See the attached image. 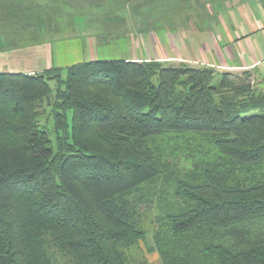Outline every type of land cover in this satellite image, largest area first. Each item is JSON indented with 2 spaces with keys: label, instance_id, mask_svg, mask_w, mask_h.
<instances>
[{
  "label": "trees",
  "instance_id": "obj_1",
  "mask_svg": "<svg viewBox=\"0 0 264 264\" xmlns=\"http://www.w3.org/2000/svg\"><path fill=\"white\" fill-rule=\"evenodd\" d=\"M262 225L264 90L249 72H0V264H264Z\"/></svg>",
  "mask_w": 264,
  "mask_h": 264
},
{
  "label": "crops",
  "instance_id": "obj_2",
  "mask_svg": "<svg viewBox=\"0 0 264 264\" xmlns=\"http://www.w3.org/2000/svg\"><path fill=\"white\" fill-rule=\"evenodd\" d=\"M175 1L167 0L165 5L159 3L162 12L153 16L149 15V11L146 15L143 11L150 0H0V72L33 74L53 68L52 47L44 35L57 36L54 42L62 47V55L75 53L81 45L77 39L80 36L86 38L87 34V31L84 33L79 29L81 23L77 14L82 11L83 5L89 3L98 9L107 2L95 18L103 32L112 33L119 29L116 28L117 23L122 29L126 27L122 17H116L111 9L116 3L124 6L121 9L129 10L131 18L128 23L133 20L134 23L156 22L161 30L158 35H144L138 45L137 40L131 41L136 50L124 60L174 64L182 60L190 66L188 62L197 63L192 67L213 68L218 73L249 72L253 87L264 89V0H206V31L202 34H197L195 28H189L190 34H181L179 29L174 32V26L184 21L178 0ZM195 10L192 9L193 12ZM137 31L141 34L140 29ZM196 35L201 37L195 38ZM94 40H99V37L92 35L89 41ZM204 40L206 42H202ZM3 45L5 48H2ZM146 257L149 263L159 262L155 253Z\"/></svg>",
  "mask_w": 264,
  "mask_h": 264
},
{
  "label": "rangeland",
  "instance_id": "obj_3",
  "mask_svg": "<svg viewBox=\"0 0 264 264\" xmlns=\"http://www.w3.org/2000/svg\"><path fill=\"white\" fill-rule=\"evenodd\" d=\"M173 2H176V1L173 0ZM108 3L112 4V2L110 1H108ZM159 3H162L165 5L167 3V0H157V3H156V0H150V3L148 4V6H145L143 8L145 15H146V12L149 11L150 12L149 15L158 16L162 12V9L159 6ZM103 4H104L103 7L107 6V2ZM87 5H83L82 11H80V13L77 14L76 16L78 18V21L81 23V26L79 29L83 30V32L87 31V34H86V38L85 36H80L77 39L79 40V43L81 45L80 47H77V51H75V53L72 52L70 55H67V54L62 55L60 53V51L63 50L62 47H59L60 44L56 45V43L54 42L57 36L48 37L44 35L47 42H50L49 44L50 48L52 47V51H53L52 61H53V66H54L53 68H57L58 66H64L66 64L76 65L81 62H88V60L89 62L90 61H104V60H120L126 56H129L130 52L136 50L134 48V44L131 45V41L134 42V40H137L136 45H138V43L142 41L141 37H143L144 35H147V36H150L151 34L158 35L161 32V30L157 28L158 26L156 25V22H148V23L136 22L134 23V20H133L132 22L128 23L127 21L131 18L129 15V10L121 9L124 6L117 4V3L113 4L111 9L114 12V15L116 17H120V18L122 17V19L125 21L126 27L122 29L121 27H119V23H117L116 28H119V29H115V31L112 33L108 31L103 32L104 29H102V26L100 25V23H96L95 21V18L98 16V12L102 11L103 7H101V5L98 6V9H99L98 10L97 8H94L95 6H92L89 3ZM205 5H206V0H178L179 11L181 14V18L184 17V21L179 22V25L177 27L174 26V32L175 30L179 29L178 31L181 34H188V33L190 34V32H188L189 28L190 29L195 28L197 34H202L203 32H205L206 31V6ZM195 8L196 10L195 12H193L192 9H195ZM30 14H31V11H30ZM116 14H122V15H116ZM120 24L122 25L124 23H120ZM79 25L80 24H78L77 27ZM139 29L141 30V34L137 31ZM43 33H45V28L43 29ZM59 34L60 33H58L57 35ZM92 35H97V37H99V40L89 41ZM103 35L105 37H102ZM197 37H201V36L196 35L195 38ZM19 41L23 42L24 39H19ZM202 42H206V40ZM2 48H5V45H3ZM92 56H94V59H91ZM33 62L36 64V61H33ZM64 62H67V63L64 64ZM180 63H182V60L175 62V64H180ZM188 63L191 64V66L196 65L194 64V62H188ZM24 64H27V63H24ZM218 79H219V76H216L213 84H216L218 82ZM253 88L256 89L255 86ZM258 89H261V88H258ZM263 90L264 89H262V91ZM44 120H45V117L43 116L41 118V123H43ZM262 227H264V225H262L261 228ZM150 232L151 231H148V233ZM140 248L142 250L144 248L142 243H140ZM134 251H136V249H134ZM138 253L139 252L137 251V254ZM56 256L59 257V254L55 255V257ZM146 260L149 263L147 257H146ZM57 262L58 264H62L63 260L58 258ZM155 262L150 261L149 264H159L158 261L157 263Z\"/></svg>",
  "mask_w": 264,
  "mask_h": 264
},
{
  "label": "built area",
  "instance_id": "obj_4",
  "mask_svg": "<svg viewBox=\"0 0 264 264\" xmlns=\"http://www.w3.org/2000/svg\"><path fill=\"white\" fill-rule=\"evenodd\" d=\"M194 64H197V63H194Z\"/></svg>",
  "mask_w": 264,
  "mask_h": 264
}]
</instances>
